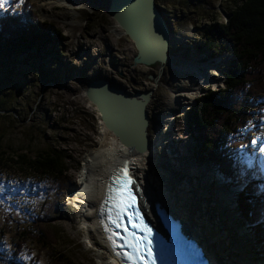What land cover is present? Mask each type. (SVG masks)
Listing matches in <instances>:
<instances>
[{"label":"rangeland","instance_id":"374dc122","mask_svg":"<svg viewBox=\"0 0 264 264\" xmlns=\"http://www.w3.org/2000/svg\"><path fill=\"white\" fill-rule=\"evenodd\" d=\"M10 1L0 0V13L9 6ZM31 2L38 18L49 23L54 29L52 44L36 51L37 54L33 52V55L18 56L9 66L13 90L7 111L0 112L1 143L14 149L19 148L31 156L43 151L55 150L65 157V165L71 180L61 190L62 197L58 200L57 211L47 218L48 223L63 235L55 248L64 251L73 262L78 264H115L114 258L112 259L107 253L108 247L99 242L100 236L94 227L91 228L94 237L89 235L88 228L92 226L93 221L90 217L93 215L94 207L90 205L85 207L87 208L85 215H90L85 217L66 201V188L72 182H78L76 169L81 166V158L87 150L97 144L99 137L97 113L93 104L85 97L81 82L102 76L116 86L133 93L135 90L154 86L148 75L157 74V65L132 64V55L135 52L132 41L121 28L116 27V22L104 8L97 7L93 11H87L83 7L78 8L74 12L69 11L75 14L70 18L67 15L68 11L66 14H59L60 6L52 7L46 0H31ZM156 2L165 20L167 18L169 21L170 31H174L177 27L179 30L184 27L193 28L192 38L186 36L189 44L193 41L196 44L199 41L202 27L224 23L225 15L232 7L231 0H157ZM171 43L170 55L173 54L175 45L181 46L175 41ZM189 48L192 49L191 46L183 44L182 47L176 48L173 55L179 59L183 57V52L195 57ZM197 48L200 50L199 46ZM177 50L181 51L180 55L175 54ZM197 52L194 50V53ZM219 54L220 58H226V62L220 64L224 63L225 67L228 66L231 58L226 57L227 53ZM165 65L148 105V114L152 123L149 130L153 131L152 135L156 132L154 123L162 112L160 115L162 120L158 122L168 123L167 117L172 116L169 121L172 134L165 139L166 145L157 151L147 152L138 162L141 173L144 174V180L142 179L140 183L149 192H154L151 187L153 180L161 193H158L159 202L181 217L194 218V223L205 232L201 243L213 264H256L255 260L249 258L252 254L249 253L244 241L245 230L237 222L229 206L231 204H228L232 198L229 189L207 163L191 158L198 142L197 131L188 117L193 98L184 97L191 85L185 80L186 82L182 81L183 85L178 84L181 90L173 87L168 82L170 77L168 63ZM1 71L6 72L7 69L2 68ZM220 74L222 84L224 75L221 71ZM207 84L196 85L199 86L197 97L206 92ZM167 85L172 91L168 92V97L172 96L171 98L177 102L179 101L176 96L181 97L182 100L180 105H176L179 111L174 115L175 117L174 112L172 115H167L163 111L165 107L161 110L160 101L164 93L163 89ZM19 87L22 88V92L16 97L14 91ZM256 124V127H261L260 146H262L258 147L260 149L256 148L253 153L259 156V154L264 155V151H261L264 149V111ZM251 128L246 129L244 133ZM173 139L179 140L168 145V141ZM110 140L113 141L112 138ZM252 144L256 147L257 141L252 139ZM245 148L246 146L239 148V151ZM245 157L243 156L242 160ZM17 178V173L0 172V246L4 248L0 249V255H4V251L13 253L14 245L10 241V235L19 227H28L32 213V209L28 211L24 207L23 197L27 190H34L35 186L30 187L28 181L24 183L19 181V183ZM41 185L40 187L43 186ZM240 186L242 183L238 185ZM97 191L95 187L90 189L91 194L95 193V196ZM27 202L30 204L31 200ZM142 205L147 208L143 201ZM7 226L9 231L6 230ZM207 237L211 238L210 245L207 244ZM27 245L30 248L34 246L30 242ZM35 253L36 249L30 253L26 247L20 256L28 260ZM40 260V264H45L46 257L43 252Z\"/></svg>","mask_w":264,"mask_h":264},{"label":"trees","instance_id":"16d2710c","mask_svg":"<svg viewBox=\"0 0 264 264\" xmlns=\"http://www.w3.org/2000/svg\"><path fill=\"white\" fill-rule=\"evenodd\" d=\"M231 2L230 15L224 23L202 27L201 31L200 46L212 53L225 50L233 56L232 65L225 70V86L200 95L188 117L197 131L195 152L232 190V200L228 204L245 230L244 241L252 254L250 258L261 264L264 261L263 195L253 193L257 189L256 181L239 161L238 152L245 144L246 151H250L253 148L251 137L261 134L255 126L264 111V0ZM53 33L52 26L34 12L31 0H14L0 13L1 113L7 111L12 99L9 66L18 56L37 54L36 51L52 44ZM2 68L7 71L2 72ZM252 124L253 128L244 133ZM1 138L2 135L0 172L17 173L18 182L28 181L30 187L35 186L23 197L24 207L28 211L32 209L28 227H19L10 235L16 249L8 255L4 251L6 256L0 255L1 264H36L35 260L27 263L16 256L17 250L26 247L36 249L35 259L43 252L46 264H78L64 251L56 249L63 235L47 220L57 211L61 190L71 180L65 157L55 150L31 156L19 148L3 145ZM237 173L243 174L244 186L234 189L239 183ZM28 200H31L30 204ZM6 230H10L8 226ZM28 242L34 245L33 248L27 245Z\"/></svg>","mask_w":264,"mask_h":264},{"label":"water","instance_id":"95a60500","mask_svg":"<svg viewBox=\"0 0 264 264\" xmlns=\"http://www.w3.org/2000/svg\"><path fill=\"white\" fill-rule=\"evenodd\" d=\"M106 13L133 43L132 64L157 65V74L148 75L154 86L127 92L106 77L81 82L85 97L93 104L98 121L112 132L119 143L137 153L148 152L150 117L146 108L152 100L169 55L171 31L155 0H108ZM230 13H227V17ZM22 88L14 91L17 97ZM126 167V166H125Z\"/></svg>","mask_w":264,"mask_h":264},{"label":"bare ground","instance_id":"6f19581e","mask_svg":"<svg viewBox=\"0 0 264 264\" xmlns=\"http://www.w3.org/2000/svg\"><path fill=\"white\" fill-rule=\"evenodd\" d=\"M46 1L48 3H51L52 7L60 6V10H59L60 13L59 14H61V13L66 14V12L68 11L67 15H69L70 18H73L75 16V14L71 13V12H74V10L78 9V8L83 7L87 11H93L97 7H102L104 9H106V5H107L108 0H80V1L79 0H46ZM69 11H71V12H69ZM117 25L118 24L116 23V27L120 28L119 25L118 26ZM181 27H183V25H181ZM192 29L193 28H191V27L190 28L184 27V28H180V30H179V28L177 27V28H175L174 31H171V36H170L171 38L169 41L170 50L172 48L171 41L178 42L181 45V46L175 45L173 48L174 52H175L176 48L182 47L183 44H189L186 40V36L191 37V33H193ZM190 46L191 45H189V47ZM190 50L192 51V55H195L194 49L192 48ZM180 53H181V51L177 50L175 54L180 55ZM173 54L172 55L169 54V57H168L167 61L165 62V64L168 63V66L170 69L169 70L170 77H169L168 82L170 84H172L173 87H175V88L178 87L177 89L181 90L180 85H183L182 81L187 80L189 75L193 74V72H198L197 69L199 68L200 64H197V63H195V61H192V58L194 56H190L189 54H186V53L184 54L182 52L183 57H179V59H178V57H175ZM169 59H170V62H169ZM164 66H166V65H164ZM213 73H215V72H213ZM211 75H214V74H211ZM187 82H189V85L192 84L190 81H187ZM200 82H202V81L200 80ZM200 82L198 84H202ZM178 84H180V85H178ZM169 85H167V87H165V89H163L164 93L162 95L160 105H161V110H162V108L164 107L163 104H165V108L163 111L166 112L167 115L168 114L172 115L174 112L173 111L174 109L171 108L170 99L168 97V92L170 91ZM192 85H194V84H192ZM191 90H192V88L190 87L189 90H187L186 92H188L187 96H190L192 98L193 97V95H192L193 91H191ZM170 92H172V91H170ZM164 95H165V98H163ZM176 98L178 99L179 102H177L173 99L172 103L175 105H180L182 103L181 102L182 100L180 99L181 97L176 96ZM186 98L187 97L185 96V99ZM162 102H163V104H162ZM149 103H147V106H146L147 110H148ZM175 105H172V107H174ZM164 112H163V114H164ZM160 115H161V113H160ZM160 115H159V117H160ZM171 119H169V121ZM160 120H162V118H160ZM99 126H100L99 132H98L99 137H98L97 144L95 146H92L89 150H87L80 160L81 166L79 168L80 170H79V174H78V179L81 181V183H80L81 185L77 186L78 187V190L76 191L77 194L73 198H77L80 201L79 202V201L74 200L76 202L75 204L77 205L78 208H79V205L81 204V201L86 204L88 198H90L89 197L90 194L86 188V185H87V183L89 184L92 181L91 182L92 187L97 188L98 191L96 192V196L94 195L95 197L92 198L91 201L88 203L90 206L94 207V214L90 217V219H92V221H93L92 226L90 225L91 227L88 228L89 229V235L91 234L90 236L94 237L92 234V229H93L92 227H94L95 231H97L99 233V235H98V236H100L99 242L102 245L107 247V242L105 239V235L103 233V227H102V224H101V221L99 218V213H100L101 207L103 205V198L105 196V188L107 186L109 176L118 167L125 165L128 172L136 178L135 186H138V192L141 196V200L143 201V203L146 204L148 211L153 212V203L155 201H159L158 193L159 194H161V193H160L159 187L154 185L153 180H151V187H152L154 192H149L140 183L142 181V179L144 180V174L141 173L140 165L138 164V162L141 159H143L144 155L147 152L137 153L132 149L124 147L123 145H121L119 143L117 137L112 132H110L109 130L104 128L101 123H99ZM151 126H152V123H151V119H150L149 125L147 128L150 141H152L153 139L156 138V134L152 135L153 131L149 130ZM156 129L157 128H155V123H154V130L156 131ZM108 135L110 137H108ZM110 138H112L113 141H111ZM154 149H155L154 147H150L148 152H152ZM167 153H169V152H167ZM260 176H261V174H260ZM69 192L70 191H68L67 193H69ZM67 198L70 199V196L68 194H67ZM168 209L170 211H172L170 208H168ZM172 212L175 213L176 217H179L181 219V221L184 224V229L189 230V232L191 233L192 236L197 237L199 240H202L204 238V235H205L204 230L198 228V226L194 223L195 221L193 220L194 218L192 216L191 217L190 216L181 217L177 212H175V211H172ZM86 216L87 215H85V217ZM89 216L90 215H88L87 217H89ZM92 240H95V239H92ZM207 244H209V245L211 244V238L207 237ZM107 253H108V255L112 256V253L110 252L109 249L107 250ZM100 256H101V253H100ZM113 258L114 257H112V259ZM114 261H115V264H118L116 262L117 260L115 258H114Z\"/></svg>","mask_w":264,"mask_h":264},{"label":"snow or ice","instance_id":"6c2138e0","mask_svg":"<svg viewBox=\"0 0 264 264\" xmlns=\"http://www.w3.org/2000/svg\"><path fill=\"white\" fill-rule=\"evenodd\" d=\"M261 151H264V149H261ZM122 173H123V175H122L121 183L117 189L118 198H117L116 206L120 210V213L122 215L128 216L130 214L124 210L126 208L134 207L135 203H136L132 193L129 191V186L133 184V178L129 175V172L126 168L122 169ZM136 219H139L138 214L136 216ZM129 223H131V221H129ZM132 226L136 227L135 224H133ZM118 227H123V225L118 224ZM140 227L142 228V230L145 233V236L140 238V239H141V241H146L147 237H148L149 230L143 224H141ZM124 230L127 231V229H124ZM137 246L139 247L141 245L138 244ZM137 255H140V254L138 253ZM147 259H148V261H151L152 258H151L150 253H147Z\"/></svg>","mask_w":264,"mask_h":264},{"label":"flooded vegetation","instance_id":"af4514ba","mask_svg":"<svg viewBox=\"0 0 264 264\" xmlns=\"http://www.w3.org/2000/svg\"><path fill=\"white\" fill-rule=\"evenodd\" d=\"M230 8H232V7H230ZM230 12V11H229ZM166 21H167V23H168V26H170V24H169V21L167 20V18H166ZM170 28V27H169Z\"/></svg>","mask_w":264,"mask_h":264}]
</instances>
